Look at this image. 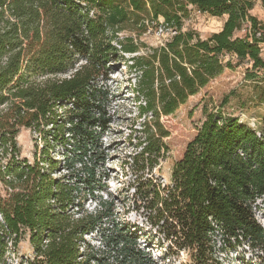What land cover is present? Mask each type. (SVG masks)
<instances>
[{
    "label": "trees",
    "instance_id": "trees-1",
    "mask_svg": "<svg viewBox=\"0 0 264 264\" xmlns=\"http://www.w3.org/2000/svg\"><path fill=\"white\" fill-rule=\"evenodd\" d=\"M256 1L0 0V253L28 232L33 254L17 264H156L135 231L112 218V202L99 199L95 211L83 209L82 200L99 185L97 154L87 150L98 146L108 122V92L97 81L119 51H139L120 32L144 31L146 21L159 18L173 34L133 56L131 65L141 109L155 119L230 68L225 55L251 63L249 77L264 75V28L250 13ZM190 8L224 16L221 28L205 37L183 30ZM247 20L249 34L235 36ZM50 124L65 146L63 163L48 150L31 162L22 158L20 128ZM165 136L147 137L142 156L151 168L166 152ZM59 165L64 174L56 177ZM134 191L169 251L187 254L183 264H221L218 243L246 241L264 252V227L255 215L264 214V115L250 126L220 110L206 112L169 181L146 177ZM94 231L100 250L85 240Z\"/></svg>",
    "mask_w": 264,
    "mask_h": 264
},
{
    "label": "rangeland",
    "instance_id": "rangeland-1",
    "mask_svg": "<svg viewBox=\"0 0 264 264\" xmlns=\"http://www.w3.org/2000/svg\"><path fill=\"white\" fill-rule=\"evenodd\" d=\"M264 28V8L261 1L255 2L250 11ZM225 17H213L195 9H189L188 16L183 20V30H194L201 37L218 31ZM251 22L247 20L235 36L245 37L250 32ZM173 32L158 21H146L144 31L120 32L121 37L130 36L139 44L136 53L118 52L117 58L109 64V70L98 79V85L108 92L105 103V117L108 122L98 141V146L87 152L97 154L96 177L99 185L94 196L82 200L83 209L93 212L98 208L99 199L112 202V218L128 225L135 231L137 242L142 251L148 254L156 264H183L188 260L185 252L169 251V242L147 219L149 210L145 202L134 191L135 185L146 177H155L161 183H167L173 164L181 157L186 144L194 137L198 128L205 120L206 112L220 110L231 114L247 123L256 126L264 115V75L255 71L257 77H249L251 63L238 62L234 56L225 55L230 59L231 67L211 79L196 94L190 96L169 115L159 114L155 119L151 113L143 112L141 106L144 99L137 92V72L131 67L133 56L146 52L150 47L159 46L171 37ZM264 56V43L261 44ZM55 126V125H54ZM54 126L43 125L38 129L21 127L17 135L20 156L30 162L34 154L42 156L48 150L49 158L57 159L61 164L65 146L53 136ZM61 133V130L56 131ZM160 132H166L162 138L166 152L151 168L143 159L142 151L147 137L155 138ZM66 133V132H65ZM64 133V134H65ZM49 134V135H48ZM60 138V136H58ZM67 148V147H66ZM69 148V147H68ZM64 170L60 165L54 175L60 177ZM100 186V187H99ZM0 184V195H4ZM257 221L264 227V214L256 212ZM85 240L93 250L102 249L100 233L94 231L85 235ZM216 255L221 264H264V252L249 246L246 241L216 245ZM33 254L28 232H24L19 242L13 245L8 242V249L0 253V264H17L21 259Z\"/></svg>",
    "mask_w": 264,
    "mask_h": 264
}]
</instances>
